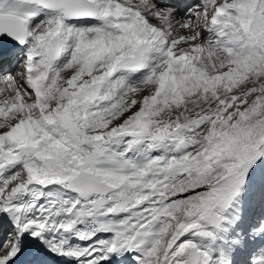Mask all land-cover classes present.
Returning a JSON list of instances; mask_svg holds the SVG:
<instances>
[{"label": "snow or ice", "instance_id": "6c2138e0", "mask_svg": "<svg viewBox=\"0 0 264 264\" xmlns=\"http://www.w3.org/2000/svg\"><path fill=\"white\" fill-rule=\"evenodd\" d=\"M264 264V0H0V264Z\"/></svg>", "mask_w": 264, "mask_h": 264}, {"label": "bare ground", "instance_id": "6f19581e", "mask_svg": "<svg viewBox=\"0 0 264 264\" xmlns=\"http://www.w3.org/2000/svg\"><path fill=\"white\" fill-rule=\"evenodd\" d=\"M130 260H131L130 258L126 259L125 262H124V264H130ZM126 262H127V263H126ZM132 264H133V263H132Z\"/></svg>", "mask_w": 264, "mask_h": 264}, {"label": "rangeland", "instance_id": "374dc122", "mask_svg": "<svg viewBox=\"0 0 264 264\" xmlns=\"http://www.w3.org/2000/svg\"><path fill=\"white\" fill-rule=\"evenodd\" d=\"M127 263V262H126ZM133 262L130 260V264H132Z\"/></svg>", "mask_w": 264, "mask_h": 264}]
</instances>
